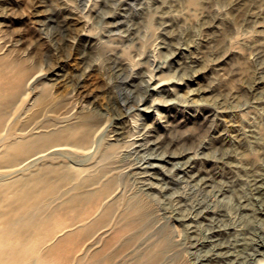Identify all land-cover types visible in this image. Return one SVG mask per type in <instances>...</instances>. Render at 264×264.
<instances>
[{
  "label": "rangeland",
  "instance_id": "374dc122",
  "mask_svg": "<svg viewBox=\"0 0 264 264\" xmlns=\"http://www.w3.org/2000/svg\"><path fill=\"white\" fill-rule=\"evenodd\" d=\"M0 21V55L30 68L9 126L19 131L33 113L36 122L67 118L58 126L90 116L105 133L101 146L49 155L33 169L77 166L92 154L84 162L91 173L121 175L106 226L82 238L92 243L85 259L105 242L117 251L126 237L116 229L144 200L146 215L118 264H136L158 245L156 264H264V0H0ZM158 82L161 91L152 88ZM135 122L147 131L145 146L127 142ZM10 140L0 141V156ZM178 152L185 157L161 158ZM145 157L159 163L146 166ZM188 158L194 167L183 173ZM14 168L0 165V177H16Z\"/></svg>",
  "mask_w": 264,
  "mask_h": 264
},
{
  "label": "bare ground",
  "instance_id": "6f19581e",
  "mask_svg": "<svg viewBox=\"0 0 264 264\" xmlns=\"http://www.w3.org/2000/svg\"><path fill=\"white\" fill-rule=\"evenodd\" d=\"M68 12L71 13L72 11ZM118 14L117 11L111 14V20L117 19ZM79 18L77 17L75 20L69 18L65 21H68L67 24L70 25L76 20L78 22ZM82 34H84L83 31L77 33L79 37ZM29 71L30 68L24 65L22 61H9L4 55H0V141L6 138L11 139L6 143L4 153L0 156V165L14 166L15 168L9 173H18L16 177L7 180L0 177V264H118L115 259L117 253L120 249L126 248L138 233L139 221L146 215V206L148 205L143 200L127 212L124 223L115 232L119 239L126 237L117 251L107 252L109 242H105L103 247L96 251V258L85 259L84 251L92 243L83 244L82 238H87L91 236L92 232L95 234L99 229L106 226L102 223L107 221L115 201L114 196L110 195L120 185L121 175L112 173L106 176L103 172L101 176H98L91 173L84 162L92 159V154H87L81 160L80 164L84 166L80 164L76 166L71 164L72 162H54L44 168L33 169L40 160L49 155L57 154L71 158L79 155L78 152L73 151L74 149H82L84 152H88L91 145L95 143L101 146L105 133L102 128L97 129L90 116H83L74 123L58 126L59 122L66 121L67 118L63 117L54 123H52L53 119L50 118L36 122L37 115L33 113L22 124L19 131L16 130L18 128L9 126L10 123L18 122L19 114L17 113L19 108L24 105L25 100L21 98L17 103V99L20 98L22 86ZM155 75L154 71L149 75L145 92L158 78ZM37 76L38 74L30 76L31 81ZM160 82L152 85V88L161 91L159 90ZM145 98L141 97L136 100L138 107L145 104ZM129 103L130 100L126 99L123 106L126 107ZM45 109L50 108L47 105L41 107L39 111L43 112ZM139 112L141 114L140 109ZM33 122L36 123L30 127ZM53 124L56 125L50 128ZM117 126L120 129L123 128L121 124H117ZM133 128L135 131L130 135L131 140L127 142L136 143L139 147L145 146L147 143H145V138H148L146 136L147 131L143 130V126L140 128L136 122ZM114 132L117 134L116 138H122L121 135L124 130H114ZM114 146V144H109L104 147L113 148ZM172 157L182 159L185 155L173 154L170 158L161 155V158H165V160H170ZM144 160L142 163H145L146 166H154V163H159L157 162L158 159L151 160L145 157ZM193 163L194 158L186 159L183 162L184 168L181 172H188L190 168L194 167ZM145 169L144 171H148L147 167ZM89 185H96V188L88 192L80 190ZM254 189L259 192L260 186L255 185ZM74 190L76 191L73 192ZM99 196L103 199L96 202L97 198H100ZM83 213H87L85 218H81ZM87 217L89 222L86 221ZM65 218H69L70 223H64ZM164 249V245H158L155 249L141 254L136 264H156L162 257Z\"/></svg>",
  "mask_w": 264,
  "mask_h": 264
}]
</instances>
